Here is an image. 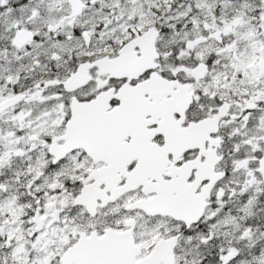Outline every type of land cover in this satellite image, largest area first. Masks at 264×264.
Returning a JSON list of instances; mask_svg holds the SVG:
<instances>
[{
  "label": "snow or ice",
  "instance_id": "6c2138e0",
  "mask_svg": "<svg viewBox=\"0 0 264 264\" xmlns=\"http://www.w3.org/2000/svg\"><path fill=\"white\" fill-rule=\"evenodd\" d=\"M0 264H264V0H0Z\"/></svg>",
  "mask_w": 264,
  "mask_h": 264
}]
</instances>
